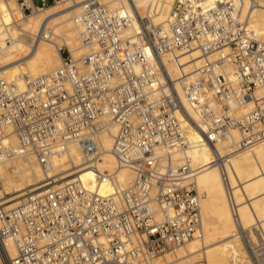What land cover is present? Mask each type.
<instances>
[{
    "label": "built area",
    "instance_id": "2783aa9c",
    "mask_svg": "<svg viewBox=\"0 0 264 264\" xmlns=\"http://www.w3.org/2000/svg\"><path fill=\"white\" fill-rule=\"evenodd\" d=\"M30 1L32 6L17 0L24 15L65 0ZM126 1L127 8L118 11L100 0L83 7L77 19L89 53L80 61L62 48L54 73L0 79V163L31 156L46 170L76 142L84 163L78 170L84 169L96 160L97 136L114 124L111 152L120 166L133 170L134 181L119 195H101L74 176L13 208L0 199V258L8 264H153L202 240L195 172L189 158L181 165L171 158L172 151L189 148L182 121L188 119L212 150L237 235L251 261L260 264L264 238L257 227H242L230 160L217 144L232 130L241 135L239 150L264 143V39L250 22L264 0H175L166 26L141 13L135 0ZM43 38L37 33L34 42ZM9 42L0 40V48ZM194 50L216 59L174 80L164 58L178 66V53ZM176 82L201 114L200 124L185 110ZM243 104L252 109L238 117L234 108Z\"/></svg>",
    "mask_w": 264,
    "mask_h": 264
},
{
    "label": "bare ground",
    "instance_id": "6f19581e",
    "mask_svg": "<svg viewBox=\"0 0 264 264\" xmlns=\"http://www.w3.org/2000/svg\"><path fill=\"white\" fill-rule=\"evenodd\" d=\"M15 0H0V40L10 39V42L0 48V79L18 80L20 75L30 77L47 76L54 73L62 63L60 50L67 48L74 61H80L89 53L82 43V26L78 21L83 7L89 0H65L43 9L34 8L29 16L24 15ZM110 10L118 11L127 8L126 0H100ZM236 5H243L241 0H232ZM27 2L32 6L30 0ZM175 0H135L141 13H150L153 23L167 24ZM77 9V10H74ZM69 10H74L71 16ZM43 22H42V17ZM250 22L252 28L264 39V9L252 12ZM53 23V24H52ZM51 25V29L48 26ZM132 30L139 29L133 19ZM46 30V31H43ZM25 34L29 38L37 33H43L44 38L34 45L13 37V32ZM180 65L169 63L164 58L171 77L176 80L180 74L192 76L205 62H213L216 55L202 56L196 50L179 52ZM231 71V69H229ZM20 83V81H19ZM183 106L190 118L202 122V117L189 103L179 82L175 84ZM252 109L250 104L234 108L238 117L247 115ZM185 140L189 145L186 151L171 152L173 164L181 165L186 158L190 159V167L195 172L191 182L200 198L203 238L191 240L174 254H166L157 258L153 264H192L203 259L206 264H254L248 263L240 242H234L232 247L222 245L212 248L221 237L239 238L231 209L228 203L224 179L220 169L212 164V150L203 141L201 133L183 119ZM117 132L114 124L97 136L96 160L91 166H84L83 156L78 143L69 144L68 152L44 170L31 156L16 157L0 163L2 189L1 205L8 208L18 206L29 194L44 191L59 186L74 176H78L85 188L97 191L101 195H119L135 178L133 170L120 166L112 154L113 137ZM241 135L238 131L228 132L217 144L218 152L226 157L229 183L234 197L239 205L242 227L247 230L257 227L264 234V143L250 149L239 150ZM105 176L108 178H103ZM51 181L50 183H47ZM44 182L47 184L41 186ZM11 257L15 254L13 244H9ZM263 263L264 264V256ZM261 261V260H260ZM0 264H8L0 258Z\"/></svg>",
    "mask_w": 264,
    "mask_h": 264
},
{
    "label": "rangeland",
    "instance_id": "374dc122",
    "mask_svg": "<svg viewBox=\"0 0 264 264\" xmlns=\"http://www.w3.org/2000/svg\"><path fill=\"white\" fill-rule=\"evenodd\" d=\"M15 2V4L17 5V0H15L14 1ZM56 5V4H55ZM18 6V5H17ZM50 6H52V5H50ZM74 10H77V9H74ZM73 10V11H74ZM72 10H69V12L71 13V16L72 17H74V14H72V12H73ZM27 16H29V15H27ZM43 18H44V16L42 17V22L44 21L43 20ZM53 24V23H52ZM52 27H51V25H49L48 26V29L50 30ZM13 37L14 38H16V39H18V40H20L21 42L23 41H26L28 44L30 43V45H34L36 42H34V37H31V38H29L27 35H25V34H20V33H18L17 31H14L13 32ZM63 48V47H62ZM65 48V47H64ZM66 50H67V48H65ZM104 132V131H103ZM72 179V178H71ZM130 186V185H129ZM261 235H262V232H261ZM263 236V238H264V234L262 235ZM235 240L236 241H238V242H240V244H241V247H242V249L244 250V252H245V254H246V257H247V262L248 263H253L252 261H251V259H250V257H249V255H248V253H247V251H246V248H245V245H244V243H243V241L240 239V238H233V237H231V236H224V237H221V238H219L215 243H214V245L212 246V248H218V247H220L221 245H222V247L223 246H226V247H232L233 246V244H234V242H235ZM224 248V247H223ZM259 257V259L261 260L260 261V263H263L262 261H263V256H258ZM156 260V259H155ZM154 260V261H155Z\"/></svg>",
    "mask_w": 264,
    "mask_h": 264
}]
</instances>
